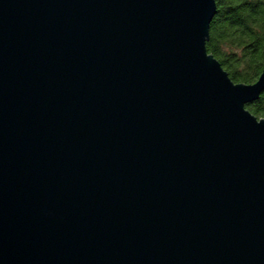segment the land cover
<instances>
[{
    "label": "water",
    "instance_id": "1",
    "mask_svg": "<svg viewBox=\"0 0 264 264\" xmlns=\"http://www.w3.org/2000/svg\"><path fill=\"white\" fill-rule=\"evenodd\" d=\"M215 0H0V264H264V91L206 50Z\"/></svg>",
    "mask_w": 264,
    "mask_h": 264
},
{
    "label": "trees",
    "instance_id": "2",
    "mask_svg": "<svg viewBox=\"0 0 264 264\" xmlns=\"http://www.w3.org/2000/svg\"><path fill=\"white\" fill-rule=\"evenodd\" d=\"M206 50L239 84H253L264 68V0H215ZM264 119V91L245 105Z\"/></svg>",
    "mask_w": 264,
    "mask_h": 264
}]
</instances>
